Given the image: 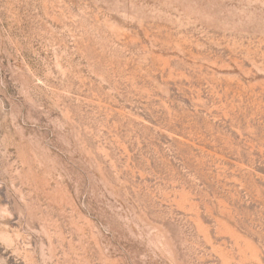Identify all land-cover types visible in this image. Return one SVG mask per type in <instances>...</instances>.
Returning a JSON list of instances; mask_svg holds the SVG:
<instances>
[{
  "label": "rangeland",
  "instance_id": "obj_1",
  "mask_svg": "<svg viewBox=\"0 0 264 264\" xmlns=\"http://www.w3.org/2000/svg\"><path fill=\"white\" fill-rule=\"evenodd\" d=\"M0 264H264V0H0Z\"/></svg>",
  "mask_w": 264,
  "mask_h": 264
}]
</instances>
